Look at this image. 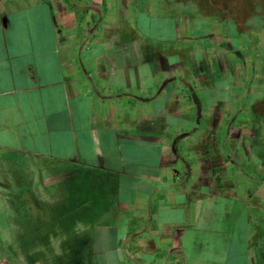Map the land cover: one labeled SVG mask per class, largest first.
<instances>
[{
	"label": "crops",
	"instance_id": "0c3cea01",
	"mask_svg": "<svg viewBox=\"0 0 264 264\" xmlns=\"http://www.w3.org/2000/svg\"><path fill=\"white\" fill-rule=\"evenodd\" d=\"M130 5L0 0V189L6 156L50 164L48 178L60 175L64 189L84 173L107 180L109 226L126 228L129 264H181L183 236L206 232L211 214L202 203L218 198L232 205L224 206L221 234L233 235L229 216L232 228L243 218L250 252L264 232L252 218L264 187L254 180L247 189L258 194L246 191L245 165L213 170L207 142L193 139L208 126L190 127L180 55L151 40L149 14L139 25L143 12Z\"/></svg>",
	"mask_w": 264,
	"mask_h": 264
},
{
	"label": "rangeland",
	"instance_id": "374dc122",
	"mask_svg": "<svg viewBox=\"0 0 264 264\" xmlns=\"http://www.w3.org/2000/svg\"><path fill=\"white\" fill-rule=\"evenodd\" d=\"M127 1L135 11L143 12L139 25H145L144 15L149 14L148 37L154 41H163L162 37H165L164 41L175 40L173 45L167 42L161 44L167 50L173 46L178 50L183 84L189 86L188 83H191L190 90L183 95L184 104L197 108L196 100L203 98L205 89L198 87V79L188 71L189 61L182 48L192 46L206 55L214 70L224 75L226 70L231 69L236 76L235 89L239 91V97L230 104L214 103L215 107L211 105L215 99L213 96L209 98L211 104L203 112L205 119L202 122V126L207 125L208 129L199 131L198 139L218 151L217 139L208 136L211 133L215 137L224 136L228 115H239L242 129L252 128L249 112L264 113L258 105L264 92V79L259 71L254 73L250 67L251 61L257 66L264 61V25L259 24L260 17L264 20V0ZM156 23L160 25L159 31ZM233 24L235 29H231ZM175 29L179 34L176 39L172 38ZM246 65L248 71L243 69ZM222 83V96L227 97L228 81ZM248 95L255 97L246 106ZM197 110L201 112L199 108ZM247 140L253 141L250 138ZM257 144L261 146V142ZM216 154L218 152L213 157ZM6 157L1 173L5 177V188L0 189V199L6 203L0 206V264H128L127 254L122 253H125L127 245L124 229L119 228L121 234L115 239L112 240V235L107 238L111 223L108 217L113 208L106 205L110 202L105 188L107 180L99 182L83 172L81 179L71 180L64 189L60 175L48 178L46 170L56 171L50 164ZM250 164H245L243 168L247 169ZM257 171L262 172L260 166ZM246 173L252 176V173ZM255 177L259 179L260 175ZM240 182L244 183L249 194H258V191H248L247 188L253 184L250 178L240 176ZM256 183L259 180H255ZM9 191L19 195L17 203L11 202ZM191 202L195 206L201 204L196 197ZM202 204L209 206L211 214L204 218L208 224L206 232L183 236L185 249L181 264H264V232L253 250L247 252L242 239L246 226L243 218L237 219L232 228L233 217L229 216L227 224L233 235L227 239L221 234L219 222L227 211L224 206H232L231 203L212 198ZM256 214L252 216L253 221L264 230V206ZM116 241L120 246L114 247Z\"/></svg>",
	"mask_w": 264,
	"mask_h": 264
},
{
	"label": "trees",
	"instance_id": "16d2710c",
	"mask_svg": "<svg viewBox=\"0 0 264 264\" xmlns=\"http://www.w3.org/2000/svg\"><path fill=\"white\" fill-rule=\"evenodd\" d=\"M242 10V8H241ZM263 18H259V24L264 25ZM232 21V20H231ZM233 23V22H232ZM258 24V25H259ZM231 27V29H235L236 25ZM152 40V39H151ZM163 41H160V44ZM165 43H170L173 45L172 41H164ZM238 44V42H237ZM248 47L250 46L248 42ZM168 52L174 51L178 53V50L174 47H171L167 50ZM183 54L188 59V71L194 75L198 79V87L205 89L204 96L202 99L196 100L197 108L201 110V112L197 110L196 107H194L193 112L189 115V117L193 120L192 124L193 126H190L192 129H194L197 126V130L199 128H203L202 122L204 121V115L203 112L206 111L208 108L207 105L211 104L209 103V98L213 96L215 99L211 104L213 107L217 106L218 104L222 103H232L234 101V98L239 97L237 88L235 89V80L236 76L231 73V69L226 70L224 72V75L220 73V71L214 70L209 62L206 60V55L203 52H198L195 49H193L192 46H188L187 48H182ZM251 70H254V73L259 71V73L262 75L264 79V61L257 66L255 62L253 63L251 61L250 63ZM242 69V68H241ZM245 71H248V65H246ZM241 71V70H240ZM222 74V75H221ZM228 81L227 83V97L222 96V82ZM210 89V90H209ZM238 91V92H237ZM254 95H248L247 100L245 101L246 106L251 104V101L254 99ZM192 99V98H191ZM260 102L258 105H260V110L264 111V92L259 99ZM216 103L217 105H215ZM249 121L253 124L252 128L249 129H242L241 128V122L238 121L239 115H228L229 116V122L226 125V132L223 134V137H219L216 135V137L211 134L208 136V138H216L217 139V150L218 154H216L215 157H213V170L216 172H238L239 169H242V166L245 164L251 163L249 167L246 169V172L252 173V176L249 177L252 181L259 180L261 182V185L264 186V113H261V115L254 112H249ZM231 116V117H230ZM198 132L196 135H193V139L197 141L196 144L199 143L198 139ZM245 137V138H242ZM253 139L252 142L248 141V138ZM261 142V146H259L257 143ZM206 147H202V149L205 152H208V155L215 154V150L211 149V145L206 143ZM203 145V144H202ZM257 154H256V153ZM242 153L244 156H242ZM259 163H261L259 165ZM260 166L262 172H258L257 168ZM253 174L260 175V178L257 179ZM217 176V175H216ZM214 178V181H218L219 184L222 183L225 179H222L219 177ZM225 177V176H224ZM217 183V182H215ZM217 184V185H219ZM8 196L12 203H17L19 195L13 194L11 191H9ZM124 229L123 235L125 236V229L121 228V230ZM121 230H117V228L109 227L107 230V238H110V235H112V240L115 239V236H118L121 234ZM115 237V238H114ZM117 242V241H116ZM112 243V242H111ZM120 246V243H116L114 247ZM124 255V251L122 252ZM123 258V257H122ZM129 264V263H128Z\"/></svg>",
	"mask_w": 264,
	"mask_h": 264
}]
</instances>
